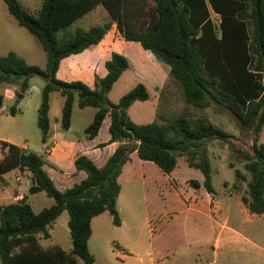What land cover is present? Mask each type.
<instances>
[{
  "label": "trees",
  "instance_id": "obj_1",
  "mask_svg": "<svg viewBox=\"0 0 264 264\" xmlns=\"http://www.w3.org/2000/svg\"><path fill=\"white\" fill-rule=\"evenodd\" d=\"M9 14L27 29L46 54V66L28 64L14 52L0 54V84L17 85L24 93L29 80L39 77L45 85L37 110L41 142L48 148L51 135L50 94L64 99L59 118L60 129L71 125L74 103L79 108L95 109L84 134L95 138L109 118V144L119 142L101 167L78 155L73 166L84 178L59 190L45 169L43 155L0 141L4 156L0 177L17 169L30 180L29 194L44 192L54 203L35 213L27 195L7 205L0 204V264H94L88 241L93 218L116 211L120 193L118 177L130 156L150 162L164 174L177 166L184 156L190 168L203 175L200 185L208 194L214 192L209 160L202 152L210 140L226 141L229 135L206 118L191 121L185 116L170 120L134 123L127 114L134 102L149 99L142 83L125 93L117 103L108 99L114 83L127 70L125 56L112 52L105 62L106 74L96 77L91 88L82 81L56 78L60 62L98 44L115 24L125 41L138 42L169 68L173 81L181 87L186 104L207 108L212 104L231 112L240 124L255 134L251 153L244 154V170H235V183L247 186L241 202L253 215L264 214V143L258 134L264 126V0H41L35 15L26 11L19 0H3ZM101 5L109 20L88 28L76 22ZM219 17L218 24L211 14ZM4 96L0 95V108ZM10 115L17 113L15 107ZM1 115V113H0ZM68 213L71 249L44 247L40 239H49L48 225L62 212ZM113 223L120 225L118 215Z\"/></svg>",
  "mask_w": 264,
  "mask_h": 264
},
{
  "label": "rangeland",
  "instance_id": "obj_2",
  "mask_svg": "<svg viewBox=\"0 0 264 264\" xmlns=\"http://www.w3.org/2000/svg\"><path fill=\"white\" fill-rule=\"evenodd\" d=\"M19 2L32 15L36 14L41 4V0ZM211 19L215 23L219 21L213 14ZM107 20L109 19L104 17L98 18L103 23ZM90 22L85 17L74 26L87 28ZM135 45L117 49V53H125L123 56L128 60L130 68L121 83L108 96L111 102H117L125 90L142 82L147 87L149 101L141 106L134 104L128 110V117L134 123L147 124L155 120L161 123L177 116H185L191 121L204 117L225 131L229 138L227 142L207 141L203 147L202 152L210 163L214 188V192L210 194L213 203L207 213L204 210L199 211L200 199L207 195L205 188H195L192 184L197 181L202 185L203 175L199 170L190 168L184 156L178 157L173 175V181L178 185L170 192L165 187V174L154 164L140 160L133 153V160L120 181L121 191L115 211L122 225L113 223L112 212H105L92 220V235L88 247L94 256V264H264V214H250L241 202V196L247 195L245 183H240L238 189L233 187L236 181L235 170L246 174L244 154L251 153L255 140L253 130L243 127L231 112L215 104L203 109L186 104L181 87L171 78L168 66L155 56L149 55L140 44ZM8 52L16 53L30 65L41 69L46 66V54L38 40L26 28L17 24L4 1L0 0V54L5 55ZM65 65L66 61L56 76L62 81L66 80ZM165 84L167 90L159 99L155 116L153 105L157 102L158 90ZM44 85L43 79L33 77L29 80L28 90L21 93L17 85L0 84V95H5L2 107H7L0 115V133L4 138L20 145L25 144L29 151L38 155H42L44 150L37 126V110ZM19 94L22 95L21 98H18ZM11 106L17 110L14 116L9 113ZM62 106L63 97L58 92H52L49 110L52 123L61 115ZM141 110H146L147 115L144 116ZM94 113V108H79L75 103L69 135L72 138H83L84 129L92 122ZM108 123L109 119H106L100 138L108 136ZM257 143H264V126L258 134ZM108 156L109 153L104 152L103 157L94 164L101 167ZM75 172L76 176L80 175ZM84 176L82 172V176L74 184ZM54 180L56 187L62 191L55 176ZM27 185H30V180L25 173L18 170L6 178H0L1 203L15 202L16 194L27 195V202L35 213L54 203L44 192L29 194ZM185 189L188 193H195L192 199L197 201L199 209H188L191 201L188 194L184 193ZM68 219V213L64 211L50 223V238H41V245L59 246L69 251L71 241ZM222 225L236 230L239 234L221 230ZM217 237L221 238V242L215 248Z\"/></svg>",
  "mask_w": 264,
  "mask_h": 264
},
{
  "label": "crops",
  "instance_id": "obj_3",
  "mask_svg": "<svg viewBox=\"0 0 264 264\" xmlns=\"http://www.w3.org/2000/svg\"><path fill=\"white\" fill-rule=\"evenodd\" d=\"M85 17H87L88 20L91 21L90 25H96L95 23H103V22L98 21L99 17L100 18L104 17L105 19H107V18L109 19L107 11L101 5L96 6L91 12L86 14L83 18H85ZM137 43L138 42L125 41L122 38L121 34L119 33L118 29L116 28V25L113 24L111 29L107 32V34L104 36V38L98 44L91 46L90 48L84 50L83 52H81L79 54L71 55V56L63 59L60 62V66H59L58 71L61 69L63 62L66 61V65L64 66L66 80H64V81H77V80H79V81H82L83 83L87 84L89 87L93 88L95 78L96 77L102 78L105 76V74H106L105 62L110 59L111 53L117 52L118 51L117 49H120V48L125 49L128 46L134 47V46H136L135 44H137ZM121 54L125 55L124 52ZM148 54L150 55L151 53L148 52ZM129 68L130 67L128 66L127 70H125L122 73V75L120 76V78L114 83L112 89L108 93V96L111 94L113 89L121 83V80H122L124 74H126V72L129 70ZM58 71H57V73H58ZM57 73H56V76H57ZM138 83H142V82H138ZM137 84H135L134 86H136ZM134 86H131V88H128V90H125V92H123V94L121 96H123L124 93H127L129 90H131ZM144 86H146V85H144ZM166 90H167L166 84L158 90L159 95L157 98V102L153 105L155 116L157 115V109H158L157 106H158L159 99H160L162 93H165ZM167 92L169 94L170 90H168ZM4 97H5V95H4ZM8 97H10V96H8ZM120 98L121 97H119V99ZM148 101H149V99L147 101H144V102L137 101V102H134L132 104V106L134 104H136V105L139 104V106H141L143 104H146V102H148ZM63 102H64V99H63ZM114 102L117 103L116 101H114ZM132 106H130V108ZM141 112H143L144 116L147 115L146 110H141ZM59 118H60V116L57 117L53 123L51 122V135H50V139L48 141V148L45 149V146L43 145V147H44L43 154H44V158L46 161V165H45L46 171L48 172L49 176L51 177V179L53 180L55 185L57 183L54 180V176L57 180H59L60 185L62 186V191H63L65 189L71 187L74 184V181L78 177L82 176V172H79L80 175L76 176V172H75L76 170L73 166V161L78 155H84V156L90 158L95 163V161H98L99 159H101L103 157L104 152H105V154L109 153V156H110L113 153V151L115 150V148L120 143L114 142V143L109 144L108 127H109L110 121H109L108 125L106 126V131H107L108 136L100 138V131L102 129V126H103L104 122L106 121V119H109V118H106L104 120V122L100 128L99 134L93 139H89L85 134H84L85 136L83 138H72L69 135L70 128L67 131H62L60 129ZM71 122H72V118H71ZM70 127H71V125H70ZM0 141H5V142L11 143V144L23 149V150H28L26 148L25 144L20 145V144L14 142L13 140H10L8 138H4L1 133H0ZM1 151L2 150L0 149V161L2 160V158L4 156V154H2ZM132 160H133L132 156H130V161L127 162L123 166L121 174L118 177V183L119 184H120V181L122 179L123 174L128 169ZM16 171H17V169H14L10 172H7V173L3 174L0 178H6L10 173L16 172ZM173 175H174V171L171 172L170 174H165V187L167 189H169L170 192L178 185V183H175L173 181ZM162 176L164 177V175H162ZM173 184L175 186H173ZM28 187H29V185H27V187H26L27 190H28ZM120 191H121V186H120ZM184 193L188 194L189 201H191L190 205L188 206V209L191 211L200 208L199 211L204 210L207 213L210 204L213 203L212 197L210 196V194L207 193L205 198L203 197L202 199H200V207L197 208L198 207L197 201L192 199V196H195V193H188L187 189L184 190ZM22 196H25V195L16 194V198H15L16 201L20 200L22 198ZM119 196H120V193H119L118 198L116 200V205H117ZM1 199L2 198L0 197V204L1 205L10 204V203L2 204ZM104 213H102V214H104ZM102 214H100V215H102ZM121 225H122V221L120 220L119 226H121ZM91 226H92V222H91ZM221 230H227L228 232H230L232 234L233 233L239 234L236 230H234V229H232L226 225H222ZM220 242H221V238L217 237L215 239V245H216L215 248H218L220 246Z\"/></svg>",
  "mask_w": 264,
  "mask_h": 264
},
{
  "label": "built area",
  "instance_id": "obj_4",
  "mask_svg": "<svg viewBox=\"0 0 264 264\" xmlns=\"http://www.w3.org/2000/svg\"><path fill=\"white\" fill-rule=\"evenodd\" d=\"M213 15H215L216 17H218V15L217 14H215V13H212ZM219 18V17H218ZM213 20V19H212ZM214 22V21H213ZM215 23V22H214ZM216 24H218V22L216 23ZM7 110V107H5V106H3V107H1L0 108V113L2 114L3 112H5Z\"/></svg>",
  "mask_w": 264,
  "mask_h": 264
},
{
  "label": "water",
  "instance_id": "obj_5",
  "mask_svg": "<svg viewBox=\"0 0 264 264\" xmlns=\"http://www.w3.org/2000/svg\"><path fill=\"white\" fill-rule=\"evenodd\" d=\"M21 97H22V95L19 94V95H18V98H21ZM111 214H112V216H115L117 213H116L115 211H113Z\"/></svg>",
  "mask_w": 264,
  "mask_h": 264
}]
</instances>
